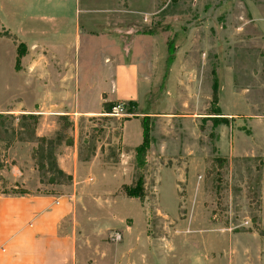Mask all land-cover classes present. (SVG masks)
I'll return each instance as SVG.
<instances>
[{"label": "rangeland", "instance_id": "obj_1", "mask_svg": "<svg viewBox=\"0 0 264 264\" xmlns=\"http://www.w3.org/2000/svg\"><path fill=\"white\" fill-rule=\"evenodd\" d=\"M44 3L0 0V190L73 196L88 264L147 246L150 264L194 260L202 245L264 264V0H69L54 14L64 28L79 7L82 40L17 38L53 14ZM123 61L138 66L135 101L112 96ZM47 154L83 166L76 187Z\"/></svg>", "mask_w": 264, "mask_h": 264}, {"label": "crops", "instance_id": "obj_2", "mask_svg": "<svg viewBox=\"0 0 264 264\" xmlns=\"http://www.w3.org/2000/svg\"><path fill=\"white\" fill-rule=\"evenodd\" d=\"M43 1L46 7H53L51 11L53 14L41 13L38 17H34V22L41 26L33 30L28 37L21 33L14 35L22 40H82V36L79 35V22L83 21L76 15L81 12L79 7H76L74 24H68L63 28L60 24L64 21V17L56 16L54 13H63L61 11L64 10L65 5H68L69 0ZM74 2L76 6L82 4V0H74ZM83 11L100 12L97 9H87L86 6ZM0 26L10 30L1 16ZM112 89L115 101L120 99L130 102L138 98L139 72L136 63L123 61L116 64ZM96 112L91 110L83 114L93 115ZM59 165L66 175L72 177V186L76 187L77 174L83 166L75 164L72 159L66 161L62 158ZM16 181L20 185L23 183L21 179ZM72 204L71 195L8 194L0 190V264H88L80 255L71 215ZM209 251L202 245L197 247L198 255L194 260L164 264H232V262H219L209 258L207 254ZM149 252L150 248L147 246L143 250L141 261H135L134 257L128 256L124 264H150Z\"/></svg>", "mask_w": 264, "mask_h": 264}, {"label": "trees", "instance_id": "obj_3", "mask_svg": "<svg viewBox=\"0 0 264 264\" xmlns=\"http://www.w3.org/2000/svg\"><path fill=\"white\" fill-rule=\"evenodd\" d=\"M1 118H2V116H1V114H0V120H1ZM29 118H32V119H34V120L36 119V118L34 117V115H30ZM35 124H36V123H35ZM35 124H33V125L35 126ZM0 125H1V122H0ZM145 134H146V130L144 129V135H145ZM147 149H148V143L144 140V142H143L139 147H137V150H136V151H137L138 153H141L142 155H145ZM51 156H52V155H50V154H47L46 157H45V156H41L42 158H46V159L49 160V164H48L49 168H48V170H49L51 173L57 175L58 178H60V177H64V178H66V179H68V180H69V179L71 180V176L69 177V176L66 175L62 170H60V169L57 167L55 161L52 160V157H51ZM52 180H54V181L56 182L55 178H52ZM128 194L131 195V196H135V197L138 196V192H137V190H134L133 188H130V189L128 190Z\"/></svg>", "mask_w": 264, "mask_h": 264}, {"label": "built area", "instance_id": "obj_4", "mask_svg": "<svg viewBox=\"0 0 264 264\" xmlns=\"http://www.w3.org/2000/svg\"><path fill=\"white\" fill-rule=\"evenodd\" d=\"M123 111V105L117 104L113 107V112L114 113H121Z\"/></svg>", "mask_w": 264, "mask_h": 264}]
</instances>
